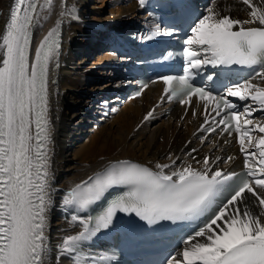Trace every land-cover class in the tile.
Instances as JSON below:
<instances>
[{"label":"snow or ice","instance_id":"6c2138e0","mask_svg":"<svg viewBox=\"0 0 264 264\" xmlns=\"http://www.w3.org/2000/svg\"><path fill=\"white\" fill-rule=\"evenodd\" d=\"M138 2L145 5V0ZM173 2L174 19L189 20L193 14L189 0ZM242 3L248 9L247 19L221 15L210 7L192 20L191 35L183 40V74L159 79L164 85L161 102L178 100L192 107L195 97L203 103L201 133L237 134L244 171L213 169L208 157L203 158L202 169L176 168L171 158V163L155 164L156 170L129 160L110 164L64 195L66 207L86 211L101 203L105 206L94 218L71 216L81 230L61 241L55 264L66 254L73 264H106L113 259L86 257L82 252L98 233L116 227L118 214L134 215L153 226V232L200 221L194 232L180 239L181 250L161 249L156 264H264V125L252 119L255 111H264V87L245 80L226 84L222 94H214L194 83L208 66L237 65L259 66L254 79L264 82V0ZM52 5L53 0L42 4L14 0L0 32V264H48L46 228L54 180L48 77L50 64L56 61L59 66L60 23L36 47L34 58L31 48L40 13ZM174 34L175 29L161 33L157 25L147 39ZM217 78L211 73L205 77L213 82ZM231 97L251 103L240 111ZM154 111L144 120L152 119ZM253 132L261 134L258 140L253 139ZM246 194L254 199L257 211L244 202Z\"/></svg>","mask_w":264,"mask_h":264},{"label":"bare ground","instance_id":"6f19581e","mask_svg":"<svg viewBox=\"0 0 264 264\" xmlns=\"http://www.w3.org/2000/svg\"><path fill=\"white\" fill-rule=\"evenodd\" d=\"M13 1L0 0V32L5 28ZM99 2L101 4L89 7V0H58L57 3L53 0L52 8L40 13V22L33 28L34 47L41 36L47 35L58 22L61 29L58 64L62 63L63 67L55 68L56 61H53L49 68L51 73H57L59 88L48 89L52 137L49 147L54 180L53 207L48 215L46 235L47 241L55 246L80 227L70 221L69 207L63 205L64 195L115 160L129 159L155 166L157 163H171L169 158L182 151L176 160V168L191 165L202 169L204 157L210 158L213 169L236 171L243 168L244 156L240 152L237 134L220 135L219 130L211 135L201 133L203 103L195 98L192 107L177 101L161 102L162 81L147 84L139 97L131 98L118 107L112 104L118 100L115 92L131 85V82L123 83L118 74L123 61L104 51L108 29L122 32L139 24L146 16L135 0H107L105 6V0ZM39 3H44V0H39ZM211 8L221 15L229 13L233 18L247 19L248 9L242 0H215ZM104 26L108 29L102 32L101 27ZM84 46L90 51L99 47L104 52L101 51L96 60L87 66L86 55L91 54L88 50L84 51ZM96 66L99 69L91 70ZM104 74H107L105 79L109 83H95L94 77L103 78ZM251 80L264 87L261 80ZM153 109V118L138 127L141 118ZM258 112L253 113V123L264 125V111L261 115ZM93 115L95 119L91 118ZM259 135L253 132V139L258 140ZM187 140L189 142L184 146ZM193 148L196 152L191 151ZM228 157L233 159L228 161ZM244 202L252 205L254 212L257 211L250 194L245 195ZM49 249L48 264H55L57 252ZM58 264L70 263L63 257Z\"/></svg>","mask_w":264,"mask_h":264},{"label":"rangeland","instance_id":"374dc122","mask_svg":"<svg viewBox=\"0 0 264 264\" xmlns=\"http://www.w3.org/2000/svg\"><path fill=\"white\" fill-rule=\"evenodd\" d=\"M57 1L58 0H56V3H57ZM106 1L107 0H105V2H104V6L106 5ZM99 4H101V2H99V0H89V7H93L94 5H99ZM107 4H109V3H107ZM98 8V7H97ZM84 51L85 50H88L89 51V53L88 54H91V55H86V58H88V63H87V66L89 65V64H91V62H93V61H95L96 60V58L98 57V55L99 54H101L100 52V50L101 49H98V47L96 48V50H94V51H90V49H89V47H87V46H84ZM103 52V51H102ZM97 69H99L98 68V66H96L95 68H92L91 67V70H97ZM102 71H104V70H102ZM104 73H105V71H104ZM99 75V74H98ZM106 76H107V74H104V77L103 78H101V77H94V79H95V83H98V84H107V83H109L105 78H106ZM101 78V79H100ZM109 78V77H108ZM100 79V80H99ZM105 81H107V82H105Z\"/></svg>","mask_w":264,"mask_h":264}]
</instances>
